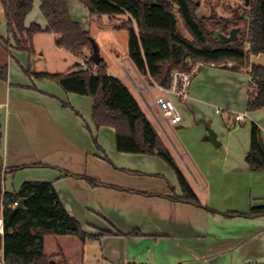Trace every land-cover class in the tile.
I'll list each match as a JSON object with an SVG mask.
<instances>
[{"label": "crops", "instance_id": "obj_1", "mask_svg": "<svg viewBox=\"0 0 264 264\" xmlns=\"http://www.w3.org/2000/svg\"><path fill=\"white\" fill-rule=\"evenodd\" d=\"M68 9L79 25L80 17L74 14L95 19L87 16L86 10L75 8L73 13L69 5ZM1 15L0 9V38L6 41L9 36ZM28 19L29 15L25 27L29 26ZM35 22L46 28L44 18ZM89 27L81 29L90 35ZM43 37H48L55 52L70 59L66 71L79 63L78 58L55 45L53 34L36 35L33 46L36 41L41 44ZM0 48L7 54L6 80H0V155L4 168L23 167L5 176L4 192L17 193L25 182L51 184L65 212L85 233L110 234L97 243L100 256L113 264H264V217L224 215H245L251 208L264 207V172H251L245 163L250 124H255L264 137V109L253 113L245 110L250 81L247 71L201 69L185 104L170 96L180 116L177 124H170L160 112L158 116L153 111L160 95L158 87L149 86L128 60L136 76L131 81L155 125L189 164L192 182L186 178L202 206L198 208L170 199L181 194L174 173L163 161L116 151L114 131L92 124L89 98L64 93L53 82L24 74L26 69L58 74L49 68L59 67V60L53 64L45 60L41 46L31 59L25 53ZM40 60L44 61L43 69H37ZM250 63L264 67V55L251 57ZM106 71L113 77L107 63ZM114 78L123 83L121 78ZM236 116H242V123L235 121ZM201 123H209L207 133ZM210 133L218 148L210 143ZM83 177L108 187H92ZM8 179L11 189H6ZM134 232L140 236H129ZM85 244L80 255L70 253L69 264H83Z\"/></svg>", "mask_w": 264, "mask_h": 264}, {"label": "trees", "instance_id": "obj_2", "mask_svg": "<svg viewBox=\"0 0 264 264\" xmlns=\"http://www.w3.org/2000/svg\"><path fill=\"white\" fill-rule=\"evenodd\" d=\"M77 1L93 17L104 16L112 20L128 16L116 29L126 31L128 60L149 86L168 89L173 72L190 73L197 63L236 73L247 71L250 81L245 110L253 113L264 109V67L250 63L251 57L264 55V0H250L248 6L244 5L246 8L238 20L219 18L215 14L198 19L195 12L199 0ZM39 5L46 22L45 29L36 24L24 25L33 0H3L0 3L7 35L12 41L0 38L4 49L25 53L31 59L35 56L33 38L41 33L53 34L55 45L78 59L83 58L87 68L81 69L76 64L64 73H31L26 69L24 74L34 80L53 82L64 93L89 98L92 101V124L97 129L114 131L118 153L160 159L174 173L180 190V196L170 199L202 208L184 172L126 86L107 74L103 59L96 66L91 62V37L72 20L66 0H39ZM175 12L190 40L176 30ZM239 22H245L246 26L241 37L234 42L223 43L214 36L219 33L228 37L232 29H237ZM6 73V65L1 66V81L6 80ZM245 163L251 172H264V137L253 123L250 124ZM22 168H4L0 155V219L3 224L0 251L4 264H69L70 252L64 244L73 246L72 252L77 251L80 255L87 240L99 241L101 237L110 235L107 232L96 236L85 233L81 225L65 212L49 183L25 182L17 193L4 192L5 176ZM64 176L68 174L64 173ZM83 179L92 187L107 186L86 177ZM19 200L23 201L24 211L12 207ZM224 215L254 219L264 217V207L251 208L245 215ZM129 236L140 235L134 232Z\"/></svg>", "mask_w": 264, "mask_h": 264}, {"label": "rangeland", "instance_id": "obj_3", "mask_svg": "<svg viewBox=\"0 0 264 264\" xmlns=\"http://www.w3.org/2000/svg\"><path fill=\"white\" fill-rule=\"evenodd\" d=\"M66 3H67V7L69 5L72 12L74 11L75 8L76 9L80 8L81 10H86L85 12L88 16L89 13L87 9L84 7V5H82L77 0H66ZM37 4H38V0H33L32 10L28 14L29 19L26 21V24L29 26H30V23L37 24V22L35 21L36 20L38 21L40 20V18H43L37 7ZM196 5H197V10L195 12V15L198 19L209 18L212 14H215L219 18L238 20L241 12L246 8L241 0H199L196 3ZM1 16L2 18H4L3 14ZM74 17H78V18L80 17L79 21H80L81 27L88 28V25L90 26L89 29H90L91 40L94 42V44L98 48L100 57L106 61L110 74L113 75V77H118L122 79L123 83L131 91L136 102H138V104L144 110L150 122L155 127L157 133L159 134V137L162 139V142L164 143L166 148L171 153L175 162L178 164V166L184 172V174L190 180V182H192L193 178L190 175V172L188 169L189 164L187 163V160L181 157L180 155L181 152L177 149V147H175L173 142L169 140L167 136L155 125L151 114L148 112L147 107L144 104L140 94L138 93V91L136 90L135 86L133 85L131 81V79L135 80L136 76L128 62L127 33L124 30L116 29V26H118L123 21H125L128 18V16L124 15V16H121L120 18H115L112 20H109L104 16L100 18L95 17L94 20H89V19H86L82 15L79 16V14H76V16L74 14ZM175 17L177 20L176 30L185 39L190 40V37L187 34L184 28V25L176 12H175ZM245 26H246L245 22H239V25L237 27V30H238L237 38L241 37L242 32L245 29ZM212 29H209V30H212ZM6 34H7V29H6ZM47 38L48 37H43L41 44L37 43L36 41V46L35 47L33 46L34 51L38 50L40 52V46H41L43 51H45V60H47L48 62L52 64L56 62L57 60L61 62V65L59 67L52 66L51 68H49V71H53V72L56 71L58 73H64L66 71L65 68L66 66H68L70 59L66 57L63 53L55 52L54 49L50 46V43L48 42ZM8 39L10 40V43H12L10 37ZM37 54L39 53L37 52ZM6 61H7V54L5 53L4 50L0 48V67L3 65H6ZM72 61H75V60L72 59ZM43 64H44V61L40 60V63L37 69H43ZM151 93L153 97H155L156 93L154 91H151ZM146 100L149 102V104H152V101L148 97H146ZM153 111L156 115L158 116L160 115L159 111L157 110L155 106L153 108ZM201 126L204 128L205 133H207V129H208L207 127H209V123H207V125H203L201 123ZM188 130L189 129H187V131ZM209 131L212 132L211 129ZM166 132L168 135L170 134L169 131H166ZM170 139H172L171 136H170ZM14 182H15V179L13 183ZM11 188H12L11 182H10V179H8L6 182V189H11ZM97 242L98 241H89V240L85 242L86 244L84 248L83 264H113L110 261H106L105 260L106 258L104 259L103 257L100 256L99 243ZM63 246L66 247L68 252L72 253V250L74 248L73 246H70L69 244H64Z\"/></svg>", "mask_w": 264, "mask_h": 264}, {"label": "built area", "instance_id": "obj_4", "mask_svg": "<svg viewBox=\"0 0 264 264\" xmlns=\"http://www.w3.org/2000/svg\"><path fill=\"white\" fill-rule=\"evenodd\" d=\"M3 0H0V3ZM79 66L81 69H86V64L83 58H79ZM205 66L203 63H197L191 70L190 73H182L175 71L172 73L171 86L168 89H162L158 87L160 95L155 99V106L159 110L163 120L170 124H177L180 121V116L177 113L176 104L170 99V96L175 97L179 104H185L188 99L189 88L194 77L199 73ZM213 67V66H209ZM235 121L242 123V116H236ZM17 203L13 204L15 208ZM3 234V224L0 219V235ZM0 264H4L1 258Z\"/></svg>", "mask_w": 264, "mask_h": 264}, {"label": "water", "instance_id": "obj_5", "mask_svg": "<svg viewBox=\"0 0 264 264\" xmlns=\"http://www.w3.org/2000/svg\"><path fill=\"white\" fill-rule=\"evenodd\" d=\"M244 5L245 6H248L249 5V1L250 0H242ZM237 32L238 30L237 29H232L230 32H229V35L228 37H225L219 33H215L214 36L221 42L223 43H230V42H234L237 38ZM91 46H92V55H91V62L96 66L99 64V62L101 61V58H100V55H99V51H98V48L96 47V45L94 44V42L92 41L91 42ZM209 141L210 143L215 147V148H218L219 147V144L216 142V139H215V136L210 133L209 135ZM15 210H20V211H24V208H23V201L22 200H19L17 202V205L16 207L14 208Z\"/></svg>", "mask_w": 264, "mask_h": 264}]
</instances>
